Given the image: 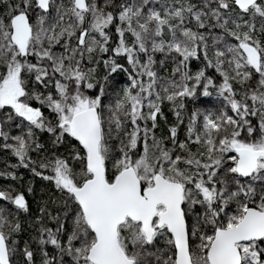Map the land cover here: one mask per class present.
<instances>
[{"label":"snow or ice","instance_id":"1","mask_svg":"<svg viewBox=\"0 0 264 264\" xmlns=\"http://www.w3.org/2000/svg\"><path fill=\"white\" fill-rule=\"evenodd\" d=\"M0 164V264H264V0H0Z\"/></svg>","mask_w":264,"mask_h":264},{"label":"trees","instance_id":"2","mask_svg":"<svg viewBox=\"0 0 264 264\" xmlns=\"http://www.w3.org/2000/svg\"><path fill=\"white\" fill-rule=\"evenodd\" d=\"M166 67L168 69V73L171 74V67H172L171 61H169L167 63ZM190 67L192 68L193 71H195L198 67V62L193 61L190 65ZM159 71L163 74L164 69H159ZM217 77H218V74H217ZM119 79L123 82L125 78L123 77V75H121V77ZM234 87H239V86L234 83ZM186 102L188 103L189 107L195 105L196 107H200V108H204V109H208V110H212V111L218 110L220 108V106L222 105V100L220 99L219 96H217L215 94L214 90L209 95H203V94L199 95L198 94L195 101H193L191 98H188ZM162 109H163L165 115L167 116L169 122L173 121L174 117H173L172 112L169 110L168 102H165L162 105ZM161 127H164L163 124L161 125ZM181 138H183V130L182 129H181ZM73 141H74V138H73ZM2 167H3V165L0 164V168H2ZM28 176H31V173H26V179ZM36 179H37V183L34 185V187L36 189V196L34 199L31 196H29V198L32 199L33 212H37L36 204L39 202L40 199L43 198V195H44L41 193L40 189L46 187L45 183L39 181V178H36ZM29 233H30V230L21 234V242L24 239L28 238Z\"/></svg>","mask_w":264,"mask_h":264}]
</instances>
